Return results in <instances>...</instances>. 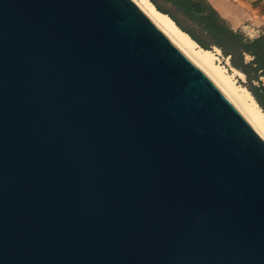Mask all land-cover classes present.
I'll use <instances>...</instances> for the list:
<instances>
[{
	"label": "water",
	"instance_id": "water-1",
	"mask_svg": "<svg viewBox=\"0 0 264 264\" xmlns=\"http://www.w3.org/2000/svg\"><path fill=\"white\" fill-rule=\"evenodd\" d=\"M0 264H264V140L133 0H0Z\"/></svg>",
	"mask_w": 264,
	"mask_h": 264
},
{
	"label": "trees",
	"instance_id": "trees-1",
	"mask_svg": "<svg viewBox=\"0 0 264 264\" xmlns=\"http://www.w3.org/2000/svg\"><path fill=\"white\" fill-rule=\"evenodd\" d=\"M158 11L206 50L219 49L230 65L247 76L249 90L264 112V35L251 39L234 30L207 0H150ZM246 56L252 57L247 61ZM258 82L259 85H255Z\"/></svg>",
	"mask_w": 264,
	"mask_h": 264
},
{
	"label": "bare ground",
	"instance_id": "bare-ground-1",
	"mask_svg": "<svg viewBox=\"0 0 264 264\" xmlns=\"http://www.w3.org/2000/svg\"><path fill=\"white\" fill-rule=\"evenodd\" d=\"M143 12L169 37L227 96L242 113L254 130L264 140V112L245 87L239 86L233 76L218 64V55L213 50L199 46L187 33L182 31L166 14L157 10L150 0H133ZM220 53L219 49H215ZM244 77L243 73L234 70Z\"/></svg>",
	"mask_w": 264,
	"mask_h": 264
},
{
	"label": "crops",
	"instance_id": "crops-1",
	"mask_svg": "<svg viewBox=\"0 0 264 264\" xmlns=\"http://www.w3.org/2000/svg\"><path fill=\"white\" fill-rule=\"evenodd\" d=\"M234 30L249 38L264 35V0H207Z\"/></svg>",
	"mask_w": 264,
	"mask_h": 264
},
{
	"label": "rangeland",
	"instance_id": "rangeland-1",
	"mask_svg": "<svg viewBox=\"0 0 264 264\" xmlns=\"http://www.w3.org/2000/svg\"><path fill=\"white\" fill-rule=\"evenodd\" d=\"M159 2H161L162 4H164L165 1H164V0H159ZM251 39H252V38H251ZM254 39H255V38H254ZM215 49H216V48H214L213 51H214L215 53H217V55H218V58H219V60H218V64H220L222 67H224V68L227 70V72L233 76L235 82H236L239 86L245 87L246 89L249 90V83H248V80H247V76L244 74V77H243V76H241L240 74H238L237 72H235L234 70H236V71L242 73L241 71H239V70H237V69H235V68H232L231 65H230V60L227 59V58H225V57L222 55L221 52L218 53ZM246 59H247V61H250V60H252V57H250V56H246ZM260 79H261V81L264 83V77H261ZM255 85H259V83H258V82H255ZM249 91H250V90H249Z\"/></svg>",
	"mask_w": 264,
	"mask_h": 264
}]
</instances>
